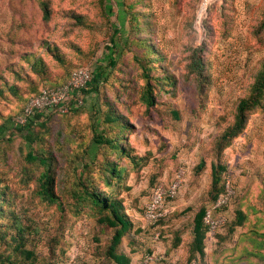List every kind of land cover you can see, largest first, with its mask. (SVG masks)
Wrapping results in <instances>:
<instances>
[{
    "label": "rangeland",
    "instance_id": "rangeland-1",
    "mask_svg": "<svg viewBox=\"0 0 264 264\" xmlns=\"http://www.w3.org/2000/svg\"><path fill=\"white\" fill-rule=\"evenodd\" d=\"M200 2L0 0V125H9L0 141V264L107 262L115 232L102 221L104 213L78 201L86 187L121 202L133 227L119 252L133 264L148 253L167 256V250L187 262L194 218L217 193L213 170L237 190L226 220H235L237 210L249 220L233 235L222 228L206 241V262L213 254L221 264H264L245 238L261 230L252 223L264 217V93L244 129L225 136L264 68V0H212L208 18L198 25ZM133 3L142 33L132 30L125 13ZM30 55L44 59L51 78L64 81L79 67L100 75L97 92L83 106L31 127L32 149L47 166L27 159L29 145L11 125L40 82L21 59ZM111 111L119 117L114 123L106 121ZM121 130L128 142L118 136ZM114 140L131 158L115 153ZM108 163L125 168L111 187L105 186ZM46 168L53 201L41 193ZM180 168L185 180L168 202L166 221L145 225L153 187L169 184ZM20 244L34 257L18 253Z\"/></svg>",
    "mask_w": 264,
    "mask_h": 264
},
{
    "label": "trees",
    "instance_id": "trees-1",
    "mask_svg": "<svg viewBox=\"0 0 264 264\" xmlns=\"http://www.w3.org/2000/svg\"><path fill=\"white\" fill-rule=\"evenodd\" d=\"M135 7H136V3H133L131 5H127L125 13L130 15L129 21H130L132 30L142 33L144 29L141 28V21H140L139 15L134 11ZM48 17H49V12H48L47 8H45V18L48 19ZM143 43H144L148 52L154 51V49L151 46H148L147 40L143 41ZM21 59H22V61L27 63V65L30 67V70L35 73L37 78H39L40 82H34L33 86L31 87V90H35L36 92H33L29 95V97L27 98V100H26L25 104L23 105L21 111L19 113H17L16 116L19 115L20 113H22V111L24 110V108L26 106V103L28 102V100L31 97L38 95L44 89L58 88L59 86L65 84L69 80L71 73L75 70L74 69L69 74L68 78H66V79L64 78L65 80L63 79L64 81H62L61 78L56 79V78L50 77V74L48 72V66L45 63L43 58L34 59V57L30 55V56H23ZM60 61L61 60H59V62ZM110 64H111V67H114L116 65V61L114 58H110ZM79 68H81V67H79ZM99 81H100V75L95 74L92 81L82 91L84 100H85V97L87 95L97 92V90H98L97 85H98ZM170 85H171V83H170ZM11 89L14 90L13 88H11ZM263 93H264V68H263V71L261 72V74H259L256 82L254 83V85L252 87V94L248 98L242 100L239 103L235 125L233 128H231V131L225 136H230V137L234 138L244 129L246 121H247V113L250 110H252L258 106L260 97L262 96ZM147 99H149L148 95H147ZM73 110L74 109H72L70 111V113ZM67 114H69V113H67ZM54 115H65V114H60L56 111H53L50 114L46 115V117L47 116L51 117ZM41 118H45V116H42V115L36 116V121L40 120ZM106 119H107L106 121L108 123H114L119 119V117L116 115L115 111H111L106 115ZM35 122L30 124L28 127L14 128V129L18 134H20V136H22L24 138V140L29 145V151L27 152V159L29 161H39L44 166H47L48 160L46 158H43V157L37 155L36 152L34 151V149H32V145L34 143V138L30 132V129ZM11 125H12V122H11ZM8 130H9V125L7 123H3L0 125V141L6 138ZM126 132H127L126 130H121L118 133V136H122V139H124V140H126V142H128L129 139L126 138V136L124 135ZM10 139H11V136L8 138V140H10ZM112 146H113V149H114L116 154L119 153L122 155H127L129 158H131L130 154H125L126 150L119 145L117 140L113 141ZM124 172H125V168L119 167L118 164L108 163V165L105 167V175L109 174V178L107 176V178L105 179V186L111 187L113 185V183L117 184L123 178ZM212 175H213L212 185L215 186L217 193L214 196V200L212 201V203L208 207L202 208L196 214V216L194 218V221H193L194 225H193V230H192L193 237H192V240H191V243L189 246L188 257H187V262H186L188 264L192 263V262H197L199 264H221L222 263V262H220V258L214 257L213 254L211 256H208V258H210V259L208 262H206L207 255L205 253L204 241L207 237L208 228L204 223V216L206 214L207 209L213 203L216 202V200L218 199V197L222 193H224L225 183H226V179L220 178L217 175V173L215 172V170H213ZM40 178H41L40 187H41L42 197L48 201H51V200L53 201L54 194L51 191L52 180H51L50 171L48 168H46V170L41 174ZM232 187L235 191V194L230 199L229 204L227 206L223 207L221 210L219 209V211L216 212V215L222 213L228 218V208L232 205L233 201L237 197V190H236V187H235V184L233 183V181H232ZM78 201H81L83 203H87L92 208L97 209L100 213H104V218L102 221L107 223V225H109L110 228L114 229L115 233L113 235L111 244L107 250V262H105L104 264H131V262H132L131 256L127 255L126 253L119 252V247L123 241V238L127 234H130L129 232L131 231V229L133 227L132 223L129 222V220H127L126 214H124L122 212L121 202L114 200V199H110V198L107 199L106 195H103L102 193L97 192L95 190V187L84 188L83 191H81L80 194L78 195ZM166 217L167 216L160 219L159 222L157 223V225H159L162 222H165L167 219ZM248 220H249V216L244 212V210L243 211L237 210L235 220H233L231 223H229L228 222L229 220H227L226 223L221 227V229L222 228L226 229L228 227L227 235H233L236 228L246 226V223ZM252 225H253L252 227L257 226L261 230H258V229L252 230L246 237H245V235H243V239L245 237L246 239H248L252 242L251 244H252L253 248L251 250H249V251H251L252 255H257L258 256L257 259L264 260V217H262L259 221L255 222V223L253 222ZM220 230H219V232H220ZM137 233L138 232H136V234ZM160 234H159V237H160ZM134 235H135V233H134ZM259 235H260V238H258ZM219 238L222 239L221 235H219ZM241 238H242V236H241ZM219 241H220V239H219ZM130 243H133V245H134L135 242L131 239ZM178 247H180L179 240L176 244L173 245L174 249H177ZM17 251H18V253L20 252V254L25 255L26 258H28V259L34 257L33 251L24 249L22 244L17 246ZM7 263L8 264H14L12 262H7ZM186 263H181V264H186Z\"/></svg>",
    "mask_w": 264,
    "mask_h": 264
},
{
    "label": "built area",
    "instance_id": "built-area-1",
    "mask_svg": "<svg viewBox=\"0 0 264 264\" xmlns=\"http://www.w3.org/2000/svg\"><path fill=\"white\" fill-rule=\"evenodd\" d=\"M212 0H201L199 3L196 22L203 25L208 17L209 5ZM93 71L87 67L75 69L69 80L58 88L44 89L38 95L31 97L22 113L17 115L12 121L13 128H25L36 121V116H46L53 111L60 114H67L72 109L79 108L84 104L82 91L92 81ZM185 170H177L169 184L158 183L153 187L150 200L145 205L143 221L145 225L156 226L160 219L169 213L168 202L174 200L184 183ZM235 194L231 179H226L225 191L215 203L206 211L204 223L208 228L207 239L210 241L216 238L221 227L226 223V216L216 212L227 206L230 199ZM159 233H157V237ZM138 264H181L162 255L148 253L141 258ZM188 264V263H186ZM189 264H199L192 262Z\"/></svg>",
    "mask_w": 264,
    "mask_h": 264
},
{
    "label": "crops",
    "instance_id": "crops-1",
    "mask_svg": "<svg viewBox=\"0 0 264 264\" xmlns=\"http://www.w3.org/2000/svg\"><path fill=\"white\" fill-rule=\"evenodd\" d=\"M209 239H207V237H206V239H205V241H204V244H205V253H207L208 254V252H209V250H208V243H206V241H208ZM213 241V240H212ZM211 242V241H210ZM132 251V250H131ZM174 251H168L167 250V256H165V255H162V256H164V257H166V258H169V259H171V260H173V261H177V262H179V263H186V262H182L183 261V259H182V257H180L179 255H176L175 253H173ZM132 252H130V254H131ZM182 253V252H181ZM159 254V253H158ZM157 254V255H158ZM206 254V255H207ZM132 258V257H131ZM183 258H185V259H187V254H186V256H184ZM131 264H133V259H132V262H131Z\"/></svg>",
    "mask_w": 264,
    "mask_h": 264
}]
</instances>
